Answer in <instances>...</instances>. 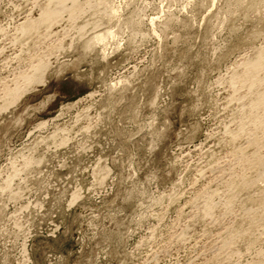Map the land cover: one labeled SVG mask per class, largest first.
Wrapping results in <instances>:
<instances>
[{"label":"rangeland","instance_id":"374dc122","mask_svg":"<svg viewBox=\"0 0 264 264\" xmlns=\"http://www.w3.org/2000/svg\"><path fill=\"white\" fill-rule=\"evenodd\" d=\"M0 264H264V0H0Z\"/></svg>","mask_w":264,"mask_h":264}]
</instances>
